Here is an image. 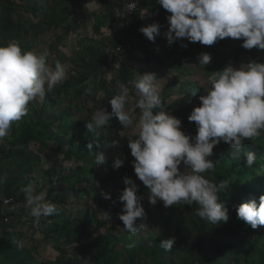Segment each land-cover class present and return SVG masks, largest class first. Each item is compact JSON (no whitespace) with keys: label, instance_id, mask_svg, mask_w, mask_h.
Returning a JSON list of instances; mask_svg holds the SVG:
<instances>
[{"label":"trees","instance_id":"trees-1","mask_svg":"<svg viewBox=\"0 0 264 264\" xmlns=\"http://www.w3.org/2000/svg\"><path fill=\"white\" fill-rule=\"evenodd\" d=\"M82 1L0 0V45L17 39L25 50L47 48L51 53L48 63L53 68L62 53L68 72L62 84L13 123L0 144V177L5 178L0 183V203L4 197L25 200L22 189L35 180L34 170L48 162L43 179L33 187L37 194L45 192L46 198L62 210L46 219L56 225L44 228L29 223L24 211L16 214L13 204L7 205V221L0 215V264H264V226L253 229L237 217L241 203L251 199L259 203L264 194V132L252 141L245 140L244 151L257 157L251 168L245 166L246 160L239 163L229 157V144L221 142L214 147L210 159L218 161L206 175L217 185L230 181L225 190L220 189L229 220L214 225L196 215V204L166 208L159 200L155 205L149 203L148 189L134 172L135 158L122 141L129 137L119 134L122 125L118 118L113 117L108 131L102 132L97 140L100 146L93 144L91 149L88 144L93 133L85 126L97 109L104 107L111 112L109 101L118 93L119 82L128 85L132 114L138 120L140 110L135 104L139 97L132 81L138 73H162L157 78L168 79L160 89L163 106L182 121L185 134L195 136V122L188 120L190 113L173 110L170 90L177 82L170 81L168 72L176 70L190 77L189 84L200 96L205 91L200 82L207 83L211 72L222 70L229 62L235 67L254 60L264 62V50L244 49L242 39L232 38L211 46L181 38L169 46L163 33L170 13L157 0H110L107 7L101 4L91 15ZM126 2L137 3V10L128 18L121 11ZM153 22L161 25L155 42L139 31ZM111 49L118 51L114 58L109 56ZM204 52L212 56L207 66L199 65L197 59ZM89 87L91 94H86ZM113 140L122 143L112 146ZM98 153L106 157L104 165H94ZM116 158L124 161L118 169L113 167ZM180 168L183 171V164ZM125 177L133 179L137 194L143 198V223L148 226L144 235L128 233L118 218L122 210L118 197ZM102 192L109 193L111 199H105ZM91 204L92 211L86 212ZM72 209L85 211L84 215L70 216ZM105 212L110 214L109 220ZM24 220L31 236L27 244L21 231ZM35 233L59 246L53 258H38L40 240L33 238ZM172 237L176 238L175 245L165 251L160 242ZM17 241H23L24 246L18 247ZM132 243L135 246L130 248Z\"/></svg>","mask_w":264,"mask_h":264},{"label":"clouds","instance_id":"clouds-1","mask_svg":"<svg viewBox=\"0 0 264 264\" xmlns=\"http://www.w3.org/2000/svg\"><path fill=\"white\" fill-rule=\"evenodd\" d=\"M170 15L166 17L167 31L163 33L168 45L178 39L186 38L189 42H199L211 46L218 40L232 38L241 40V47L247 50H264V0H157ZM129 9L135 3L128 4ZM147 11L143 12L144 16ZM161 25L153 22L139 29L143 35L155 42L160 35ZM187 47V44H182ZM51 53L42 50H25L17 39L0 45V142L8 135L14 122H19L29 112V104L46 94L67 79V66L59 60L54 68L48 63ZM199 65L207 66L212 56L201 53L197 57ZM155 73H138L132 84L138 99V120L126 108L129 102V87L118 83V93L109 103L111 112L101 107L85 122L88 132L93 133L92 142L97 140L113 117L119 119L123 129H133L135 135L129 137L128 147L134 157L133 168L136 177L148 189L147 199L155 205L158 200L164 207L183 203L198 205L196 215L211 224L229 220V212L221 201L220 189H226L230 181L222 180L219 185L206 173L214 170L218 160L210 159L213 149L221 142L230 145L229 157L240 163L246 160V167L251 168L257 157L252 152L244 151L245 140L252 141L264 132V62L251 61L235 67L229 62L222 70L211 72L207 77L209 85L205 94L199 96L200 105L194 107L188 116L195 122L196 135L185 134L181 129L182 121L172 115L163 106ZM91 87L85 89L91 94ZM112 146L118 145L113 140ZM106 163L103 153L95 156L94 165ZM124 161L116 158L113 167L118 169ZM183 164V171H181ZM0 177V183L4 181ZM125 187L118 200L122 210L118 218L123 222V229L136 235L148 226L143 223L146 212L138 185L130 177L124 178ZM25 195L24 207L29 210L36 226L42 219L59 214L61 206L48 200L45 192L36 193L33 185L22 189ZM105 199H111L109 193H103ZM110 219V214L106 213ZM238 219L256 229L264 226V194L256 199L241 203L237 207ZM140 223H137V220ZM50 222V221H49ZM176 238L160 242L165 251L173 249ZM22 248L23 241H17ZM135 244H129L134 247Z\"/></svg>","mask_w":264,"mask_h":264},{"label":"rangeland","instance_id":"rangeland-1","mask_svg":"<svg viewBox=\"0 0 264 264\" xmlns=\"http://www.w3.org/2000/svg\"><path fill=\"white\" fill-rule=\"evenodd\" d=\"M89 9L91 10V12L97 11V10H94V8L92 9L91 6L89 7ZM63 53L66 54L64 51H63ZM61 54L62 53H59L58 60L61 63L65 64L66 61H65L64 57H62L63 54L62 55ZM163 71H164V69H163ZM168 73H169L168 75L170 76L169 77L170 81H171V78H172V81L174 80V81L177 82L176 86H174V88L172 90H170V94L172 95L170 100L173 101L172 104L174 105L173 110H182V111L191 113V111L193 110L194 107H198L199 106V96L194 93V91L192 89V86L189 84L190 77L181 76L178 73V71H176V70H171ZM161 75H162V73H159L157 76H161ZM196 79L199 80L198 77H196ZM167 80L162 81L160 79V80L157 81L158 85L160 86V89L164 88V83ZM200 85L202 86L203 90H205L204 91V94H205V92L209 88V85L206 82H200ZM100 95L101 94H99V96ZM39 101H40V99L37 98L36 100L31 102L29 104V109L35 108L38 105ZM126 108L132 113L131 100H129L128 104H126ZM119 134L122 136V135H135L136 133L134 132L133 129H123V127H122V130L119 132ZM122 141H124V142H126L128 144L129 139H124ZM1 143H3V141L0 142V144ZM121 143L122 142H120V143L118 142V145H116V147H119L121 145ZM1 161H2V159L0 157V163H1ZM47 163L46 162L41 163L39 168L34 170L35 180L30 183L31 185H35L36 182H38V181L43 179V171H45V169L49 167V165ZM92 208H93V206L91 204V205H89L87 210L85 209V211L86 212H90V211H92ZM150 209H152V208H150ZM84 212H77V211L72 209V210L69 211V213H70L69 215L70 216H75V217H82V215H84ZM56 223L57 222L51 220L50 222L45 224L43 227L44 228L54 227L56 225ZM28 226H29V224L27 223V221L24 220L22 222V225H21V231L25 235L24 241H25L26 244L29 242L30 237H31L30 236V232L28 230ZM144 234H145L144 230L142 232H140V235H144ZM12 235L16 236L17 234L16 233L15 234H11V236ZM33 238L35 240H37V239L40 240L39 255H38V258L40 260H44L46 258L47 259L48 258H53L57 254V252L60 250L59 246L55 245L52 241L43 238L39 233H35L33 235Z\"/></svg>","mask_w":264,"mask_h":264},{"label":"built area","instance_id":"built-area-1","mask_svg":"<svg viewBox=\"0 0 264 264\" xmlns=\"http://www.w3.org/2000/svg\"><path fill=\"white\" fill-rule=\"evenodd\" d=\"M130 3H135V7L133 9H129L128 4H130ZM136 10H137V3L136 2H126V3L123 4V7L121 9V11L123 12V14L125 15V18H128V16H130ZM75 17L78 18V15H75ZM117 52H118L117 49H111L109 51V56L112 57V58H114V56H117ZM0 204H1L0 215H1V217H3V221H7V219H8L7 216H6V214H5V212H4V208L7 205L13 204L14 205V208H15V213L16 214L22 215V212L24 211L25 216L28 218L29 223L34 224L33 218L29 215V210L24 207L25 200L13 201L10 198H5L4 197V198L1 199V203ZM44 221H47V220L42 219L40 226L43 227L45 224L48 223V221H47L45 224H43Z\"/></svg>","mask_w":264,"mask_h":264},{"label":"crops","instance_id":"crops-1","mask_svg":"<svg viewBox=\"0 0 264 264\" xmlns=\"http://www.w3.org/2000/svg\"><path fill=\"white\" fill-rule=\"evenodd\" d=\"M109 2H110V0H84V1H82L81 5L88 8V9L91 6L92 9L94 8V10H99L101 4H106V7H107L109 5ZM89 11H91V10L89 9ZM91 14H92V12H90L89 15H91ZM115 25H116V23H115Z\"/></svg>","mask_w":264,"mask_h":264}]
</instances>
